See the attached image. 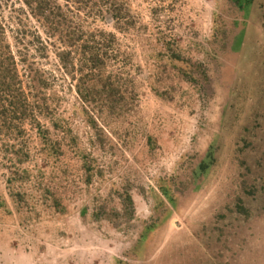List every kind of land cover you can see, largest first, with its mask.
<instances>
[{"label": "rangeland", "instance_id": "obj_1", "mask_svg": "<svg viewBox=\"0 0 264 264\" xmlns=\"http://www.w3.org/2000/svg\"><path fill=\"white\" fill-rule=\"evenodd\" d=\"M0 264H264V0H0Z\"/></svg>", "mask_w": 264, "mask_h": 264}]
</instances>
